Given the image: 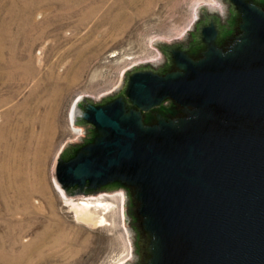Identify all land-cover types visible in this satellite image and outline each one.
<instances>
[{"label": "water", "instance_id": "water-1", "mask_svg": "<svg viewBox=\"0 0 264 264\" xmlns=\"http://www.w3.org/2000/svg\"><path fill=\"white\" fill-rule=\"evenodd\" d=\"M229 1L232 36L221 40L212 17L195 54L173 44L202 7H229L201 4L182 36L151 41L172 67L158 69L163 53L124 69L102 100L75 102L72 121L84 131L60 149L53 179L68 198L130 189L132 251L120 264L141 263L139 249L142 264H264V4Z\"/></svg>", "mask_w": 264, "mask_h": 264}, {"label": "rangeland", "instance_id": "rangeland-1", "mask_svg": "<svg viewBox=\"0 0 264 264\" xmlns=\"http://www.w3.org/2000/svg\"><path fill=\"white\" fill-rule=\"evenodd\" d=\"M116 1L119 0H85L75 4L73 0H0V101L9 99L6 104L0 103V115L8 107L29 101L43 116L58 102L55 131L44 153L47 193L34 195L28 214L23 212L22 204L14 202V193H10L14 200L8 203L10 208L0 193V236L22 232L23 226L28 229L25 237L33 240L45 226L62 223L71 237L70 243L61 246L43 264H120L131 257L124 189L69 197L100 196L110 202L109 225L84 223L77 220L68 197L56 185L53 162L62 146L84 131V126L72 121L73 107L81 95L102 100L118 88L124 69L163 55L151 44L154 38L172 40L182 36L198 19V6L219 5L218 0H140L137 6H127V15L132 17L129 23L124 16L116 28L102 23L106 6ZM96 5L100 9L85 20V13ZM30 61L36 69L27 76ZM36 129H42L40 123ZM29 223L34 225L32 229ZM25 237L22 241H26Z\"/></svg>", "mask_w": 264, "mask_h": 264}, {"label": "bare ground", "instance_id": "bare-ground-1", "mask_svg": "<svg viewBox=\"0 0 264 264\" xmlns=\"http://www.w3.org/2000/svg\"><path fill=\"white\" fill-rule=\"evenodd\" d=\"M73 1L76 4L83 3L85 0ZM139 1L119 0L107 5L105 14L102 16V23H109L110 27L119 28L124 16L127 18L126 22L129 23L132 17L127 15V6H137L140 3ZM98 8V5L89 8L84 19L92 18L100 9ZM82 51L85 53L84 50ZM35 69L32 61H30V63H27L25 75L30 76ZM36 95L37 93L33 94V97H36ZM8 102L9 99L0 101L3 104ZM55 103L57 105H54L53 109H48L43 116L37 114V111L29 105V101L25 105L11 106L1 112L0 193L2 200L6 202V207H9V202L14 201L11 199L13 197H10V193H14V202L22 204L24 206V209L22 208L23 212L28 214L34 204V195L37 192L47 193V180L43 178L45 175L43 162L45 160V147L47 142L53 138L55 131L54 119L58 102L55 101ZM39 106L40 104H38V109ZM39 123L42 128L40 131L36 129V125ZM67 201L68 205H71L72 210L75 211L77 220L84 223H93L96 226L110 224L107 217V212L111 208L110 202L105 201L100 196L96 198H67ZM50 204L53 207L52 201H50ZM40 208L41 206H38L39 210ZM99 210L105 211L99 214ZM30 223L28 227L32 229L34 225ZM22 229L23 231L19 233L13 232L0 236V264H43L47 257L59 252L61 246L72 241L71 237L65 232L62 223L45 226L33 240H30L28 236V238L25 237L28 229L23 226ZM77 234H79V231ZM24 237L27 242L22 241ZM73 238L74 242L76 237ZM71 249L75 248L72 246Z\"/></svg>", "mask_w": 264, "mask_h": 264}, {"label": "flooded vegetation", "instance_id": "flooded-vegetation-1", "mask_svg": "<svg viewBox=\"0 0 264 264\" xmlns=\"http://www.w3.org/2000/svg\"><path fill=\"white\" fill-rule=\"evenodd\" d=\"M225 3L228 4V8L226 9V12L222 14L221 11H211L207 7H202L200 11V17L195 25V27L190 31L189 35L184 39V40H178L174 42V45L182 46L183 48L190 49L192 51V54H195L197 50L201 49L203 47L202 43L200 42L198 38V34L200 33V25L202 23H206L209 21L212 17H214L217 20L218 28L220 31L221 35V40H225L226 37L232 36L234 33L237 32V24L235 22V18L238 14L237 9L233 3H231L229 0H223ZM258 2L264 4V0H258ZM163 53L166 56V60L164 63H162L161 67L158 69H163L167 67H172V63L170 61L169 56L166 53L165 48L162 46ZM172 106H175V103L172 100H167L164 104V107L166 111H169ZM168 109V110H167ZM91 131V129H88V133ZM85 139H83V142ZM119 189H125V191L128 193L129 192V202L127 203V214L128 216L132 219V221H135V217L129 213V210H131L133 201L131 198V193L130 189L126 187L122 188H114V187H109L106 188L105 190L107 191H117ZM134 226V225H133ZM135 227V226H134ZM137 230V229H136ZM137 234H139L137 230ZM138 238L141 239L140 234L138 235ZM139 239V241H140ZM138 252L140 253V261L142 264V251L139 249ZM139 261V262H140Z\"/></svg>", "mask_w": 264, "mask_h": 264}, {"label": "trees", "instance_id": "trees-1", "mask_svg": "<svg viewBox=\"0 0 264 264\" xmlns=\"http://www.w3.org/2000/svg\"><path fill=\"white\" fill-rule=\"evenodd\" d=\"M77 123H78V121H77ZM90 129H91V131L89 132L88 137L85 138V140H87V141L92 138V135H93V132H94V128H90ZM129 213L131 214L130 210H129Z\"/></svg>", "mask_w": 264, "mask_h": 264}]
</instances>
